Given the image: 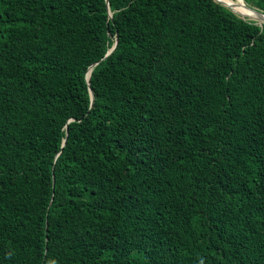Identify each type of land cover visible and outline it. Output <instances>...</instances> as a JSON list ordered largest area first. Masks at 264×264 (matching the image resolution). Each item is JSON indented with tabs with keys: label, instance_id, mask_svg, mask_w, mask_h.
<instances>
[{
	"label": "trees",
	"instance_id": "16d2710c",
	"mask_svg": "<svg viewBox=\"0 0 264 264\" xmlns=\"http://www.w3.org/2000/svg\"><path fill=\"white\" fill-rule=\"evenodd\" d=\"M0 264H264V22L0 0Z\"/></svg>",
	"mask_w": 264,
	"mask_h": 264
},
{
	"label": "bare ground",
	"instance_id": "6f19581e",
	"mask_svg": "<svg viewBox=\"0 0 264 264\" xmlns=\"http://www.w3.org/2000/svg\"><path fill=\"white\" fill-rule=\"evenodd\" d=\"M222 1L226 6L230 7L233 11L238 12L243 18L250 17L254 18V11L249 9L242 0H220ZM264 14V13H263ZM263 18V21H258L263 23L264 22V16H261Z\"/></svg>",
	"mask_w": 264,
	"mask_h": 264
},
{
	"label": "water",
	"instance_id": "95a60500",
	"mask_svg": "<svg viewBox=\"0 0 264 264\" xmlns=\"http://www.w3.org/2000/svg\"><path fill=\"white\" fill-rule=\"evenodd\" d=\"M106 3L108 5V0H106ZM255 15H254V19L258 20V21H263V18L261 16H264L263 12L261 11H254ZM109 17H111V13L109 12ZM117 43V39L115 40L114 45L109 49V51L106 53V56L114 49V47L116 46ZM91 67L89 68V72H90ZM90 75V74H89ZM89 76L87 75V80H88ZM90 94L91 97H93L92 95V91L90 90Z\"/></svg>",
	"mask_w": 264,
	"mask_h": 264
}]
</instances>
